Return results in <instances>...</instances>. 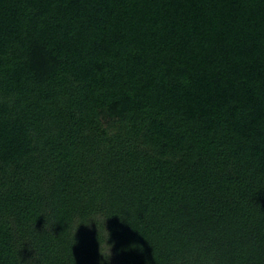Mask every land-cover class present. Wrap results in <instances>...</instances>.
Here are the masks:
<instances>
[{
  "label": "trees",
  "instance_id": "1",
  "mask_svg": "<svg viewBox=\"0 0 264 264\" xmlns=\"http://www.w3.org/2000/svg\"><path fill=\"white\" fill-rule=\"evenodd\" d=\"M0 264H264V0H0Z\"/></svg>",
  "mask_w": 264,
  "mask_h": 264
}]
</instances>
